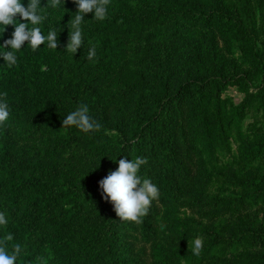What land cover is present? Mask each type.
Returning a JSON list of instances; mask_svg holds the SVG:
<instances>
[{
  "label": "trees",
  "instance_id": "1",
  "mask_svg": "<svg viewBox=\"0 0 264 264\" xmlns=\"http://www.w3.org/2000/svg\"><path fill=\"white\" fill-rule=\"evenodd\" d=\"M262 1L111 0L104 21L85 15L75 55L77 5L41 11L58 48L25 42L11 68L0 58V239L13 235L9 254L22 246L16 264H264ZM13 31L0 26V46ZM81 103L99 131L63 127ZM137 157L160 191L141 223L120 220L99 187Z\"/></svg>",
  "mask_w": 264,
  "mask_h": 264
},
{
  "label": "clouds",
  "instance_id": "2",
  "mask_svg": "<svg viewBox=\"0 0 264 264\" xmlns=\"http://www.w3.org/2000/svg\"><path fill=\"white\" fill-rule=\"evenodd\" d=\"M66 0H48L41 7V0H28L25 7L22 0H0V26L3 33L7 26H13L12 37L4 41L0 46V58L11 68L18 63L16 53L20 51L25 42L35 52L41 45L46 44L49 49L56 50L59 46L58 32L55 28H49L47 35L42 32L41 25L46 20V15L41 11L47 7L56 8L65 4ZM111 0H73L77 5L74 19H70L69 38L66 52L75 55L84 45L81 24L85 15L93 13V19L104 21L107 19L108 6ZM24 22H20V21ZM29 24L31 27H29ZM97 55L96 47L90 46L85 59L92 61ZM10 107L7 102V93H0V126L9 119ZM63 127L74 126L83 133L99 131L102 125L90 115L87 104L81 103L77 109L69 113L62 121ZM146 158L137 157L134 160L120 159L118 170L110 172L106 178L99 183L104 199L114 205V211L120 220L141 223L154 200L159 199V188L149 178H141L138 174L142 165L147 164ZM8 220L4 212H0V226L7 225ZM13 240V235L8 234L0 239V264H16L22 252V246L15 244L11 254L7 250V242ZM204 246V238L197 236L192 241V254L200 256ZM38 264H45L44 257H38Z\"/></svg>",
  "mask_w": 264,
  "mask_h": 264
},
{
  "label": "rangeland",
  "instance_id": "3",
  "mask_svg": "<svg viewBox=\"0 0 264 264\" xmlns=\"http://www.w3.org/2000/svg\"><path fill=\"white\" fill-rule=\"evenodd\" d=\"M261 2L263 1L261 0ZM222 97L231 100L234 104H239L243 98V94L239 93L235 88H227L222 93ZM249 121L248 118L243 121L244 129Z\"/></svg>",
  "mask_w": 264,
  "mask_h": 264
}]
</instances>
